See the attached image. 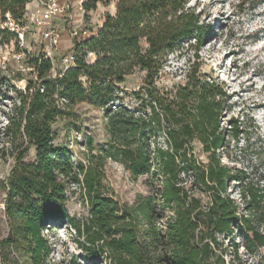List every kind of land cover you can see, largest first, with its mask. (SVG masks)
I'll return each instance as SVG.
<instances>
[{"label":"trees","instance_id":"16d2710c","mask_svg":"<svg viewBox=\"0 0 264 264\" xmlns=\"http://www.w3.org/2000/svg\"><path fill=\"white\" fill-rule=\"evenodd\" d=\"M31 1L0 0V35L17 37L4 26L6 15L22 25ZM112 3L115 13L106 12L100 28L75 41L74 67L53 77L50 60H32L36 81L29 82L19 107L27 144L6 181L0 180L8 228L2 247L22 245L32 264H54L47 261L43 231L63 220L75 227L89 258L103 255L109 264H226L219 236L234 234L236 227L247 246L264 247V189L244 192L243 212L227 195L233 175L221 161L224 87L196 69L185 84L158 86L168 54L188 39L202 45L209 28L186 0H86L82 7L88 13ZM137 70L145 72L134 92L139 105H115L120 85ZM62 99L69 108L82 102L105 107L109 143L86 163H75L68 147L54 143L52 123L66 112ZM196 141L207 162L196 155ZM31 147L35 159L28 161ZM108 160L119 161L134 177L146 176L148 194L133 204L117 200L105 183ZM70 183L79 185L86 218L72 216L67 207Z\"/></svg>","mask_w":264,"mask_h":264},{"label":"rangeland","instance_id":"374dc122","mask_svg":"<svg viewBox=\"0 0 264 264\" xmlns=\"http://www.w3.org/2000/svg\"><path fill=\"white\" fill-rule=\"evenodd\" d=\"M61 1L66 2L69 8L66 18H55L62 31L60 56H68L72 51L71 34L74 29L85 30L92 35L103 25L105 13L114 14L116 11L115 3L108 6L99 4L96 10L87 13L82 7L86 0ZM256 1L186 0V6L198 14L200 21L209 28V34L202 45L197 44L195 39L182 41L168 54L158 81V86L162 88L185 84L189 72L196 69L224 87L227 99L221 127L226 142L221 150V161L233 175L227 184V195L241 212L246 205L244 192L259 193L264 189V3L254 7ZM40 10L36 0L26 6V17L18 31L25 32L23 41L17 28L13 30L8 14L4 26H8L17 37L0 35L1 181H6L15 163V155L27 144L21 134L19 107L23 104L29 82L36 81L37 73L32 60L41 56L45 49V42L30 23L32 14ZM7 38L9 43L1 42ZM18 42L21 50L17 49ZM95 58L90 54L88 60L94 61ZM62 66V61H56L51 76ZM144 75L145 72L137 70L128 76L120 85L119 98L113 103L118 105L122 100L129 107L139 105L134 92L142 87ZM83 79L86 81V77ZM60 103L66 112L52 123L54 143L68 147L75 163H86L89 154H96L109 143L105 107L82 102L69 108L66 99ZM194 145L198 158L207 162L201 143L196 141ZM25 159H35L34 147ZM104 171L105 183L121 203L133 204L138 195L149 192L147 177L132 176L119 161L108 160ZM5 196L4 192H0V264H32L22 245L6 248L1 245L8 233L4 214ZM67 196V207L72 216L78 219L89 216V208L79 185L70 183ZM261 223L264 232V218ZM43 233L50 248L47 261L54 264H109L103 255L89 258L85 254L82 239L66 220L46 224ZM219 238V251L223 252L226 264H264V247L247 246L244 232L239 227L235 228L234 234L220 235Z\"/></svg>","mask_w":264,"mask_h":264},{"label":"built area","instance_id":"2783aa9c","mask_svg":"<svg viewBox=\"0 0 264 264\" xmlns=\"http://www.w3.org/2000/svg\"><path fill=\"white\" fill-rule=\"evenodd\" d=\"M36 2L41 7V10L32 14L30 23L34 25L40 34L42 40L45 42V49L42 52V56L46 60H50L53 68L56 66V61H62L63 66L60 68V71H55L53 77L61 75L63 71L75 66V57L76 53L74 50L75 41L81 42L85 38L89 37V33L87 31L74 29L72 32V51L68 54V56H60V45L62 39V31L57 26L55 22V18H61L68 16V5L66 2H62L61 0H36ZM11 26H13V30L17 28V32L20 27L16 23V21L10 17L8 14ZM20 35V40H24L25 32H18Z\"/></svg>","mask_w":264,"mask_h":264}]
</instances>
